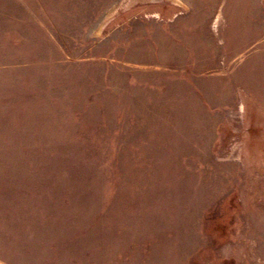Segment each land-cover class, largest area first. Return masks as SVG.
<instances>
[{
    "label": "rangeland",
    "instance_id": "rangeland-1",
    "mask_svg": "<svg viewBox=\"0 0 264 264\" xmlns=\"http://www.w3.org/2000/svg\"><path fill=\"white\" fill-rule=\"evenodd\" d=\"M0 264H264V0H0Z\"/></svg>",
    "mask_w": 264,
    "mask_h": 264
}]
</instances>
